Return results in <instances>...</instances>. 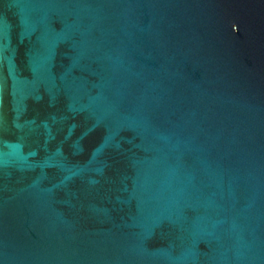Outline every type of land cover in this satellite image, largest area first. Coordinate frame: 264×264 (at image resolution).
Segmentation results:
<instances>
[{
    "label": "water",
    "instance_id": "95a60500",
    "mask_svg": "<svg viewBox=\"0 0 264 264\" xmlns=\"http://www.w3.org/2000/svg\"><path fill=\"white\" fill-rule=\"evenodd\" d=\"M0 264H264V0H0Z\"/></svg>",
    "mask_w": 264,
    "mask_h": 264
}]
</instances>
